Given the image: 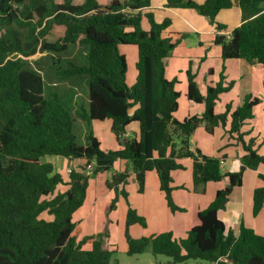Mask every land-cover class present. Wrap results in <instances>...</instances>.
<instances>
[{"label":"trees","instance_id":"16d2710c","mask_svg":"<svg viewBox=\"0 0 264 264\" xmlns=\"http://www.w3.org/2000/svg\"><path fill=\"white\" fill-rule=\"evenodd\" d=\"M235 4L241 8L242 22L229 38L216 34L215 44L221 47L223 60L244 58L264 67V0H168L166 6L195 8L219 31L227 27L216 21L217 14ZM150 6L151 0H110L106 5L98 0H0V264H109L116 248H105L102 234L80 239L81 228L73 220L85 202L90 179L125 159L143 192L147 172L155 169L171 211H181L184 209L172 197V172L184 168L185 158L192 160L194 183L227 178V186L199 212V224L185 238H177L171 231L132 237L131 225L147 223L129 205L127 254L151 249L155 255L169 256L171 263L193 259L209 264H264V235L245 224L235 235L219 217L231 191L242 184L243 170L223 171L220 158L203 154L191 142L200 125L213 132L215 126L229 123L230 134L245 148L241 162L257 169L264 164V154L254 148V140L245 141L241 127L254 116L260 99L247 96L235 109L229 104L216 113L220 95L234 81H226L223 66L215 85L202 92L189 70L186 96L204 103L205 109L201 115L177 119L174 113L181 93L175 87L177 79L166 77L165 58L188 34L169 32L165 36L171 19L158 22L152 12L143 13ZM144 17L148 29L142 26ZM54 26H65L64 33L49 40L47 35ZM75 44L83 48L84 62L67 59L62 66L61 55ZM122 45L138 49L132 84L128 83ZM37 52L50 53L51 70L60 79L85 80L88 107L74 110L58 92L45 90L40 62L36 60V67L29 59ZM76 117L89 126L93 120L111 119L112 131L124 139L123 147L102 150L92 129L85 144L80 143L74 128ZM132 122L139 124L138 137L126 136ZM58 155L85 158V167L72 170L65 183L55 165L45 160ZM130 174L126 169L107 179V187L115 192L110 210L117 208L120 194L127 199V192L119 186L128 182ZM260 177L264 181V174ZM60 184L68 188L57 191ZM263 207L264 185L254 191V214Z\"/></svg>","mask_w":264,"mask_h":264},{"label":"crops","instance_id":"0c3cea01","mask_svg":"<svg viewBox=\"0 0 264 264\" xmlns=\"http://www.w3.org/2000/svg\"><path fill=\"white\" fill-rule=\"evenodd\" d=\"M81 1V0H78ZM100 4L106 5L110 0H98ZM168 0H151V6L143 10L152 12L158 22L171 19V25L164 32L187 33L188 36L178 44L173 53L165 58L166 77L170 80L177 79L176 89L181 93L179 107L174 115L182 120L187 116L201 115L204 112V103L199 104L187 98L188 71L192 70L195 80L202 92H205L208 85L219 80L223 66L226 81H234L230 90L220 95V100L215 106L216 113H222L226 105L231 104L232 109L243 104L245 97L252 96L260 99L254 107V116L247 119L241 132L248 143L254 140V148L260 154H264V67L259 63H251L244 58H230L223 60L221 47L215 44L216 34L230 37L232 30L242 22V11L238 5L228 9H222L216 16V21L224 24L227 28L217 31L215 23L210 18L200 14L195 8L189 7H167ZM202 3L205 0H194ZM142 26L149 28V22L144 17ZM65 30V26L63 29ZM75 44L70 47L62 57V65H66L67 59L83 61L84 50L79 53ZM127 46V47H126ZM124 46L134 57L135 71L128 74V83L132 84L136 78V58L138 49L134 45ZM122 48V47H121ZM125 53L128 64V52ZM45 55L47 52H37ZM79 54V57H77ZM78 58V59H74ZM82 63V62H80ZM51 69V67H49ZM43 77L46 89L56 91L73 109H80L81 106L88 107L89 95L83 91L85 80L71 78L62 80L52 70L50 76L43 69ZM211 72V74H210ZM83 101V102H81ZM93 134L100 142L104 151L119 150L123 147V138H118L112 131V120H93ZM90 125V126H91ZM88 126L84 120L76 117L75 132L80 143L85 144L88 134ZM230 125L215 126L213 132H209L202 124L194 131L191 142L193 148L209 156H216L221 159L223 171L236 172L243 170L242 184L236 186L229 194V200L225 209L219 211V217L226 223L227 228L232 229L238 235L242 224L253 228L258 234L264 235V207L254 214L253 196L256 188L262 187L264 181L260 174H264V164L257 169L245 167L241 157L246 153L242 142L235 139V134H230ZM139 124L130 123L126 128L127 137H138ZM46 161L55 165V169L62 174L64 182L70 180L68 169L82 170L85 167V158H69L65 156H48ZM183 169L172 172L174 190L172 197L174 202L184 210L171 211L165 192L161 189V182L157 170H150L146 174L145 189L139 191L135 173L131 170V164L125 159L115 162L112 170L99 173L92 177L89 182L87 196L84 204L75 212L73 220L76 221L81 232L79 238L102 234L104 247L122 250L127 253L128 244L126 240V218L129 205L135 208L139 215L145 217L146 226L135 223L130 226L129 232L132 237L155 236L162 232L171 231L177 238H185L188 231L199 224L198 214L205 209L215 198L219 189L227 186L228 179L223 178L218 182L194 183L192 160L182 159ZM128 169L130 176L128 182L120 185L119 188L127 192V199L120 194L117 208L110 210L111 201L115 195L113 189L106 185L107 179L116 172ZM88 172V171H86ZM67 184H60L57 191H65ZM90 248V245H86Z\"/></svg>","mask_w":264,"mask_h":264},{"label":"rangeland","instance_id":"374dc122","mask_svg":"<svg viewBox=\"0 0 264 264\" xmlns=\"http://www.w3.org/2000/svg\"><path fill=\"white\" fill-rule=\"evenodd\" d=\"M63 27L62 26H54L53 29L50 31V33L47 35L49 40H56L57 38H59L63 33L64 30H62ZM1 34V32H0ZM74 45H71L70 47H72ZM124 46L126 45H122V50L124 49ZM76 47L78 48L79 53H81L83 51V48L81 47V45L79 44L76 45ZM127 47V46H126ZM126 52H128L127 50H125ZM65 53H63L61 56H64ZM79 57V54L78 56ZM29 59L31 61L34 62V65L36 67H39L38 64L36 63V60L40 62L42 68L41 71H43V69H46V73L50 76L53 75L52 74V70L49 68L50 64L52 63V58L50 53H47L45 55H39V53H36L35 55L29 57ZM74 59H78V58H74ZM137 59V58H136ZM85 60V58H84ZM83 61H78L80 62H84ZM134 57L133 54H131L130 52H128V74H130V71H135V64H134ZM63 66V65H62ZM130 70V71H129ZM43 75V72H41ZM83 91L85 93H88V85L85 84ZM83 102V101H81ZM88 129H93V126H88ZM117 250V249H116ZM109 264H209L206 261H201V260H193V259H189L186 260L185 262H181V263H171V258L169 256L163 255V254H158L155 255L151 249L147 250L146 252L142 253V254H138V255H128L126 252L119 250L116 251L113 256L111 257L110 263Z\"/></svg>","mask_w":264,"mask_h":264},{"label":"built area","instance_id":"2783aa9c","mask_svg":"<svg viewBox=\"0 0 264 264\" xmlns=\"http://www.w3.org/2000/svg\"><path fill=\"white\" fill-rule=\"evenodd\" d=\"M88 168H89V169L92 168V164H89V165H88ZM71 171H72V169L69 168V169H68V173L71 174Z\"/></svg>","mask_w":264,"mask_h":264},{"label":"water","instance_id":"95a60500","mask_svg":"<svg viewBox=\"0 0 264 264\" xmlns=\"http://www.w3.org/2000/svg\"><path fill=\"white\" fill-rule=\"evenodd\" d=\"M129 11H130V10H129ZM134 12H135V13H138V12H139V10H134Z\"/></svg>","mask_w":264,"mask_h":264}]
</instances>
